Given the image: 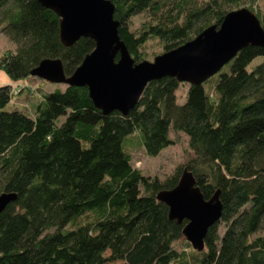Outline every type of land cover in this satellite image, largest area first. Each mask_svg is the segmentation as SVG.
Masks as SVG:
<instances>
[{
	"label": "trees",
	"instance_id": "obj_1",
	"mask_svg": "<svg viewBox=\"0 0 264 264\" xmlns=\"http://www.w3.org/2000/svg\"><path fill=\"white\" fill-rule=\"evenodd\" d=\"M110 1L135 63L149 41L177 49L235 5L264 29V0ZM138 16L146 19L134 28ZM0 31L15 45L0 54L15 84L37 78L30 73L45 59L61 60L69 77L95 49L88 37L64 46L59 16L38 0H1ZM183 84L149 82L127 115L103 114L86 87L65 85L28 108L23 88L0 86V194L16 195L0 213V264H264V47L241 49L184 97ZM181 134L193 157L171 176L134 167L135 144L157 157ZM185 169L206 200L220 191L222 213L201 252L183 235L187 221H171L157 199Z\"/></svg>",
	"mask_w": 264,
	"mask_h": 264
},
{
	"label": "water",
	"instance_id": "obj_2",
	"mask_svg": "<svg viewBox=\"0 0 264 264\" xmlns=\"http://www.w3.org/2000/svg\"><path fill=\"white\" fill-rule=\"evenodd\" d=\"M1 1V0H0ZM60 18V39L70 47L82 37L94 40L95 49L75 72L67 77L59 59H45L31 71L32 77L52 84L86 87L96 108L103 114L117 111L127 115L141 98L147 84L164 77L200 85L217 74L247 46L264 47V29L248 8L228 13L221 25L206 28L190 42L157 56L153 62L135 63L121 40L110 0H38ZM118 56V59L116 57ZM16 199L15 194H0V213ZM157 199L169 208V219L182 224L185 239L201 252L210 226L221 216L218 190L206 200L185 169L178 184L161 191Z\"/></svg>",
	"mask_w": 264,
	"mask_h": 264
},
{
	"label": "rangeland",
	"instance_id": "obj_3",
	"mask_svg": "<svg viewBox=\"0 0 264 264\" xmlns=\"http://www.w3.org/2000/svg\"><path fill=\"white\" fill-rule=\"evenodd\" d=\"M241 7L243 8L244 6L235 5L233 9L236 11L242 9ZM145 19L146 16L135 17V25H133V27L135 28L140 26ZM14 50L15 45L0 31V54L13 52ZM163 53L165 52L162 50V45L156 40H151L141 51L139 55V63L143 61L153 62L157 56H160ZM8 84H12L13 90L17 92L19 89H24V92L17 96V98L21 99V103L26 105L28 108H30L32 104H37L41 100L42 95L57 89H65V84H52L39 78H31L15 84L12 83L9 77L0 70V86ZM188 85V83H184L179 88L177 92L179 96H185ZM27 88L32 89L34 92L28 95ZM14 101H16L15 98ZM60 120H63V117H61ZM130 154L132 157V163L136 169H139L146 176H157L161 179L171 176L176 169L183 167V164L193 157V152L188 148L187 137L184 134L179 135L178 138H176L175 144L167 149H164L157 157L147 156L143 148L138 144H135L130 149ZM258 235L264 236V229L261 230ZM183 246L184 243L183 245H180L179 248L183 249ZM108 264L119 263L116 262Z\"/></svg>",
	"mask_w": 264,
	"mask_h": 264
}]
</instances>
